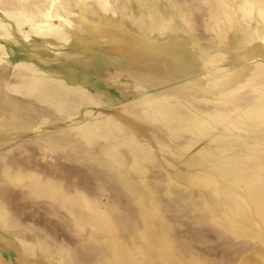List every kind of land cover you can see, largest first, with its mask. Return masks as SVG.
Instances as JSON below:
<instances>
[{"label":"rangeland","instance_id":"rangeland-1","mask_svg":"<svg viewBox=\"0 0 264 264\" xmlns=\"http://www.w3.org/2000/svg\"><path fill=\"white\" fill-rule=\"evenodd\" d=\"M0 264H264V0H0Z\"/></svg>","mask_w":264,"mask_h":264},{"label":"bare ground","instance_id":"bare-ground-1","mask_svg":"<svg viewBox=\"0 0 264 264\" xmlns=\"http://www.w3.org/2000/svg\"><path fill=\"white\" fill-rule=\"evenodd\" d=\"M63 89V88H62ZM59 96V95H58ZM46 108H48V106H46ZM50 108V107H49ZM3 119V118H2ZM137 119H139V118H137ZM16 120V119H15ZM2 121V120H1ZM29 123V122H28ZM37 124V123H36ZM154 129V128H153ZM16 132V131H15ZM18 133H20V132H18ZM22 133V132H21ZM23 133H24V131H23ZM14 134V133H13ZM12 135V134H11ZM228 218V217H227Z\"/></svg>","mask_w":264,"mask_h":264}]
</instances>
